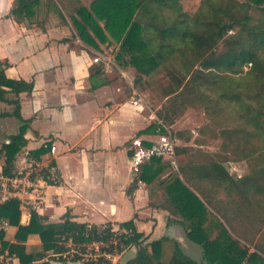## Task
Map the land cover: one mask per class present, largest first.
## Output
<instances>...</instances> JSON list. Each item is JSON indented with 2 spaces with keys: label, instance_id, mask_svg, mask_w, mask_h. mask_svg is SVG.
Listing matches in <instances>:
<instances>
[{
  "label": "crops",
  "instance_id": "0c3cea01",
  "mask_svg": "<svg viewBox=\"0 0 264 264\" xmlns=\"http://www.w3.org/2000/svg\"><path fill=\"white\" fill-rule=\"evenodd\" d=\"M14 1L0 0V61L8 78L33 81L34 88L18 97L21 117L13 114L15 105L10 100L17 98L15 94L8 92L7 101L0 99V150L12 135L23 132L26 144L17 154L13 169L18 170L26 166L32 150L52 141V154L46 152L37 159L44 164L54 159L61 173L60 183L43 185L40 197L29 195L25 202L31 203L25 208L36 210L44 222L53 223L61 222L67 213L77 222L98 226L133 220L136 231L148 241L166 238L162 245L166 264L176 245L197 264H206L202 246L190 236L182 218L171 211L166 188L169 177L177 172L204 202H211L206 203L209 209L234 235L228 222L237 223L233 210L242 209L243 205L235 202H245L244 194L238 189L226 190L207 165L212 159L227 160L230 156L220 137L221 128H213L210 122L209 129L196 125L192 108L174 122L165 123L158 113L165 99L156 97L159 104L154 108L147 100L141 106L131 104L132 88L147 95L135 86V67L109 53L114 44H100L95 49L84 43L71 21L76 8L89 7L91 1L38 0L28 16L20 19L11 14ZM167 132L176 145L188 148V155L182 156H192L194 166L204 167L187 179L179 170V158L178 168L154 163L144 174L150 181L141 179L133 185L136 173L131 166V140L140 137L145 145H151L159 134ZM241 155L236 153V159ZM5 159L1 153L0 167ZM230 173L239 178L248 172L234 168ZM4 222L0 228L5 229L6 240L16 242L18 226ZM21 223L29 224L22 218ZM25 244L29 252L42 249L38 233L30 234ZM134 248L129 249L132 254L123 264L136 255ZM57 253L49 250L45 260L52 264H92L80 257L57 261ZM14 264L23 263L17 257Z\"/></svg>",
  "mask_w": 264,
  "mask_h": 264
},
{
  "label": "trees",
  "instance_id": "16d2710c",
  "mask_svg": "<svg viewBox=\"0 0 264 264\" xmlns=\"http://www.w3.org/2000/svg\"><path fill=\"white\" fill-rule=\"evenodd\" d=\"M181 1L92 0L89 7L79 5L75 14L71 15V21L80 39L87 45L95 49L107 43L119 46L116 59L135 67L136 85L146 93H153L155 98L165 99L158 113L167 123L174 122L173 119L179 115L177 107L193 106L198 99L205 97L211 98L215 115L218 113L222 116L221 111L227 106L228 115L220 130L223 146L239 154L246 151L248 154H245V158L248 160L249 156L253 157L264 150V146H261L264 137V0H251L253 4L261 6L255 23L250 22L249 2L232 4L202 0L196 12L191 14L184 9ZM37 2L15 0L11 14L17 19L27 17ZM237 6L241 9H237ZM222 40L227 50L215 56V49ZM125 56H128V60H125ZM197 62L201 64L197 66ZM33 88V81L8 78L0 61V99L7 101L8 92L15 94L17 98L10 100L15 105L14 115L21 117L20 93L31 92ZM165 106L174 108L173 117L163 110ZM25 144L21 131L12 135L10 142L0 150V155L2 153L6 157V173L15 169L16 156ZM52 151L53 142L48 141L30 153L38 158L46 152L52 154ZM176 151L179 170L187 179L190 173L204 167V164L202 167L194 166L192 156H182L188 153V148L176 145ZM225 161L210 160L207 164L209 172L226 190L238 189L243 193L245 189L242 184L249 181V176L233 177ZM154 163H160L165 168L170 166L160 158L146 162L136 173L133 185L141 179L150 181L144 174L146 176ZM147 165L149 167L142 174ZM169 178L171 180L166 191L171 211L182 218L183 224L191 230L190 236L202 246L206 264H264V256L243 246L209 209L206 203L211 202H204L177 172ZM262 187L264 189L263 183ZM20 205L21 200L17 197L0 203V222L7 221L18 226L16 242L6 240L5 229L0 228V251L8 250L23 264H52L50 260H45V256L51 249L56 252L66 250L60 243L63 239L98 238L112 225L111 222L101 226L77 222L70 213L61 222H44L34 209L31 210L30 223L23 225ZM121 225L133 229L134 234L125 241L137 247L136 255L126 264H166L162 261V245L166 238L148 241V237L136 231L133 220ZM32 233H38L42 241V249L35 253L29 252L25 244ZM168 264L197 263L176 245Z\"/></svg>",
  "mask_w": 264,
  "mask_h": 264
},
{
  "label": "built area",
  "instance_id": "2783aa9c",
  "mask_svg": "<svg viewBox=\"0 0 264 264\" xmlns=\"http://www.w3.org/2000/svg\"><path fill=\"white\" fill-rule=\"evenodd\" d=\"M144 100L145 96L132 88L131 104L141 106ZM130 150L132 152L131 166L135 173L139 172L143 164L154 158H160L172 167L178 168L176 144L170 132L159 134L158 139L153 141L151 145H145L142 138L135 137L131 140ZM60 179L61 173L54 159L44 164L32 156L27 160L24 168L13 170L11 173H6L4 166L0 167V203L10 198H19L21 200L22 221L30 223L32 211L25 208L27 204L31 203L25 202L30 199L28 196L35 194V197H40V189L43 185L58 183ZM8 224L7 221L4 222V225ZM133 234V229L130 227L112 224L98 238L87 240L63 239L60 243L66 247V250L58 252L55 255V260L80 257L92 262L117 264L120 262L123 253L133 247L125 241ZM16 258L8 250L0 251V264H14Z\"/></svg>",
  "mask_w": 264,
  "mask_h": 264
},
{
  "label": "rangeland",
  "instance_id": "374dc122",
  "mask_svg": "<svg viewBox=\"0 0 264 264\" xmlns=\"http://www.w3.org/2000/svg\"><path fill=\"white\" fill-rule=\"evenodd\" d=\"M87 3L92 0H85ZM221 2L225 3L226 1L228 3L232 4H238L237 2H249L251 4L249 14H250V22L255 23L260 15V8L261 6L255 5L252 3L251 0H220ZM202 0H183V7L186 11L190 12L191 14L195 13L196 10L199 8ZM237 9H241L240 6H237ZM229 33H233L230 31ZM115 47L112 51H109V53H114L113 55L116 56V54L119 52V46L117 44H114ZM227 50V47L224 43V41H220L218 46L215 49V56H218L222 53H224ZM192 53V52H191ZM125 60H128V56H125ZM201 63L197 62V66H199ZM196 69V68H193ZM136 77H133V81L136 86L135 82ZM137 88H140L136 86ZM140 91V90H139ZM147 95L145 96V100H147L148 106L154 108L158 106V101L155 100V96H153L151 92H147ZM211 98H202L198 99L197 103H195L193 106H183V107H177V114H179L176 118L173 119L175 121L176 119H179L182 115L185 114L187 109H194L195 115H194V123L196 125L200 126H207L202 127L203 129H209L207 123L210 122V124L213 126V128H221L222 124H225L226 121V115H228L227 106L224 107V109L221 111L223 113L222 116L215 111V108L213 107L212 101H210ZM164 104V103H163ZM162 104V106H163ZM208 105V107H207ZM160 107V110L162 108ZM168 106V105H167ZM172 106L163 109L164 111H167V113L171 114L174 110ZM175 115V114H174ZM211 119V120H210ZM166 123V121H165ZM210 126V125H209ZM172 133L174 136H176L175 129L172 128ZM261 146H264V137L262 136ZM231 151V150H230ZM245 153H242L241 159H236L235 152L230 153V156L226 160L225 165L227 166L228 170H234V168H237L238 170H246L248 173L243 176H249V181H247L245 184H242V187L245 189L244 194V200L245 202H235L236 204L243 205L242 209L240 208L239 211L234 212V217H232L237 223H230L228 224L231 226V229L234 233V237H236L243 246H246L250 249V251H259L264 256V189L262 187L261 189V183L264 185L263 180V173H264V150L258 151V154L254 155L253 157L249 156V159L247 160L245 158V154H248L246 151ZM238 153V151H237ZM260 156L259 158H257ZM200 165V164H199ZM202 165V164H201ZM235 191V190H233ZM237 196H241L240 193L236 192ZM231 218V219H232ZM136 247V246H135ZM131 248H134L131 247ZM130 248V249H131ZM135 249V248H134ZM131 250L125 251L123 255L120 258V263L123 264L126 259H128L131 256Z\"/></svg>",
  "mask_w": 264,
  "mask_h": 264
}]
</instances>
